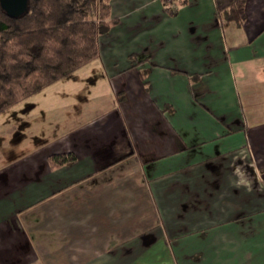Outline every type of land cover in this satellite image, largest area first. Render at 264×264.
Returning a JSON list of instances; mask_svg holds the SVG:
<instances>
[{
  "label": "crops",
  "instance_id": "0c3cea01",
  "mask_svg": "<svg viewBox=\"0 0 264 264\" xmlns=\"http://www.w3.org/2000/svg\"><path fill=\"white\" fill-rule=\"evenodd\" d=\"M232 1L111 0L55 140L0 157V264H264V0Z\"/></svg>",
  "mask_w": 264,
  "mask_h": 264
},
{
  "label": "trees",
  "instance_id": "16d2710c",
  "mask_svg": "<svg viewBox=\"0 0 264 264\" xmlns=\"http://www.w3.org/2000/svg\"><path fill=\"white\" fill-rule=\"evenodd\" d=\"M110 2L27 0L18 16L0 7V114L98 57L99 38L118 23ZM229 6V15L241 24L244 0ZM75 161L67 152L47 157L51 169Z\"/></svg>",
  "mask_w": 264,
  "mask_h": 264
},
{
  "label": "rangeland",
  "instance_id": "374dc122",
  "mask_svg": "<svg viewBox=\"0 0 264 264\" xmlns=\"http://www.w3.org/2000/svg\"><path fill=\"white\" fill-rule=\"evenodd\" d=\"M79 85V80L77 79L64 78L57 80L45 87L40 93L19 102L20 104L12 106L5 114H0V139L4 140V145L0 148L1 159L6 160L8 157L10 158L16 154L21 155L20 157L23 158L27 156V153H22L21 151L26 150L30 151L29 154H32L33 159H38L39 156L37 155H41L42 150L49 146V142L42 145L44 140H46L47 137L55 140L57 122L54 121L60 118L57 117V113L63 111L60 104L64 102L68 105L74 103H76V105L78 104L77 97L79 95ZM71 108L74 109V107ZM63 114H66L65 111ZM17 118L19 119V123L24 124L17 129V134L21 135V141H19V139L15 140V135L13 136L12 134L13 128L16 126L15 121ZM9 130H11L12 133H9ZM35 138H42L43 141L40 144L36 143L35 146ZM22 147L26 150H21ZM1 166L2 163L0 162V167ZM70 193L72 197L74 195L73 191H70ZM14 250L16 251L18 249ZM10 254L11 253L7 252L4 256L10 257Z\"/></svg>",
  "mask_w": 264,
  "mask_h": 264
},
{
  "label": "water",
  "instance_id": "95a60500",
  "mask_svg": "<svg viewBox=\"0 0 264 264\" xmlns=\"http://www.w3.org/2000/svg\"><path fill=\"white\" fill-rule=\"evenodd\" d=\"M0 7L10 16H18L26 11L27 0H0Z\"/></svg>",
  "mask_w": 264,
  "mask_h": 264
},
{
  "label": "built area",
  "instance_id": "2783aa9c",
  "mask_svg": "<svg viewBox=\"0 0 264 264\" xmlns=\"http://www.w3.org/2000/svg\"><path fill=\"white\" fill-rule=\"evenodd\" d=\"M163 4L168 6L169 8H174L175 4L177 3L178 0H160ZM175 9V8H174Z\"/></svg>",
  "mask_w": 264,
  "mask_h": 264
}]
</instances>
